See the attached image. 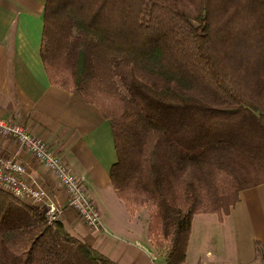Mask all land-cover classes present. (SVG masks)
Returning <instances> with one entry per match:
<instances>
[{"label": "trees", "instance_id": "obj_1", "mask_svg": "<svg viewBox=\"0 0 264 264\" xmlns=\"http://www.w3.org/2000/svg\"><path fill=\"white\" fill-rule=\"evenodd\" d=\"M51 85L109 121L111 185L164 264L264 184V0H46ZM0 189V264H118Z\"/></svg>", "mask_w": 264, "mask_h": 264}, {"label": "crops", "instance_id": "obj_2", "mask_svg": "<svg viewBox=\"0 0 264 264\" xmlns=\"http://www.w3.org/2000/svg\"><path fill=\"white\" fill-rule=\"evenodd\" d=\"M46 0H0V117L22 125L42 138L82 180L101 214L103 227L86 225L68 207V195L52 172L10 138L0 136V156L14 157L27 178L47 191L64 210L62 221L77 239L118 264H153L151 244L143 239L111 185L110 169L117 162L109 121L79 94L51 85L40 48ZM121 203V201H120ZM125 211V212H124ZM122 228L119 233V228ZM148 246V247H141ZM202 264L200 246H232L235 264H264V184L245 190L228 217L196 215L188 256ZM211 249L206 256H211Z\"/></svg>", "mask_w": 264, "mask_h": 264}, {"label": "built area", "instance_id": "obj_3", "mask_svg": "<svg viewBox=\"0 0 264 264\" xmlns=\"http://www.w3.org/2000/svg\"><path fill=\"white\" fill-rule=\"evenodd\" d=\"M0 136L15 141L45 169L54 174L59 185L68 195V207L76 212L86 225L93 228L103 227L100 212L90 200L82 180L42 138L34 136L22 125L6 121L1 117ZM0 189L18 199L44 206L46 221L49 225L55 224L63 217L64 210L47 191L40 188L34 180L27 178L25 167L14 157L0 156Z\"/></svg>", "mask_w": 264, "mask_h": 264}, {"label": "rangeland", "instance_id": "obj_4", "mask_svg": "<svg viewBox=\"0 0 264 264\" xmlns=\"http://www.w3.org/2000/svg\"><path fill=\"white\" fill-rule=\"evenodd\" d=\"M24 202H27V201H24ZM118 202H119L118 204H123L122 202L120 203V201H118ZM27 203H29V202H27ZM135 215L136 216L138 215V217L131 224L137 230L138 234L141 235L142 239L144 240L143 245H145L146 234H147V239H148V218H149V215H148L147 211H145V210L140 211V212L136 213ZM101 220H102V218H101ZM102 225H103V223H102ZM118 230H119V233L121 231V234H117V235L124 234L122 232L121 227ZM141 247H148V246H141ZM192 247L193 248H191V251H190L189 256H188V258H189L188 262L190 264H198V260L195 258L193 259V255H194L193 250H195V249H194V246H192ZM208 249H211V251H212L211 256H206ZM151 253L152 254H150V258L153 261V264H164V260L162 258L160 251L156 250L152 245H151ZM198 254H200L202 257V260H201L202 264H235V253L232 250V246H200Z\"/></svg>", "mask_w": 264, "mask_h": 264}]
</instances>
